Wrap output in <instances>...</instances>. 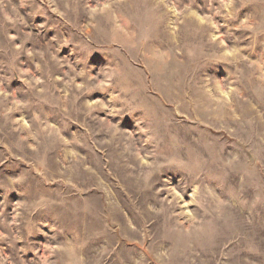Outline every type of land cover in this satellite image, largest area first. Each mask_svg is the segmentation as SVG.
<instances>
[{"label": "rangeland", "instance_id": "rangeland-1", "mask_svg": "<svg viewBox=\"0 0 264 264\" xmlns=\"http://www.w3.org/2000/svg\"><path fill=\"white\" fill-rule=\"evenodd\" d=\"M0 264H264V0H0Z\"/></svg>", "mask_w": 264, "mask_h": 264}]
</instances>
